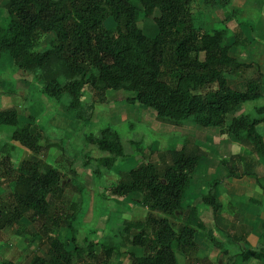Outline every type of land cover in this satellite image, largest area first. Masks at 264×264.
<instances>
[{"label": "trees", "instance_id": "obj_1", "mask_svg": "<svg viewBox=\"0 0 264 264\" xmlns=\"http://www.w3.org/2000/svg\"><path fill=\"white\" fill-rule=\"evenodd\" d=\"M193 2L6 0L2 7L5 16L0 21V57L8 56L15 68L31 73L40 85V93L48 99L60 100L67 96L68 109L78 121L87 110L93 109L94 103H106L108 92L128 93L132 95L128 102L150 108L163 123L182 126L191 120L203 128H217L235 142L250 146L258 162L264 165V141L258 131L264 124V105L228 119L241 106L264 98L260 82L264 74L260 70L255 80L245 83L243 90L230 85L232 77L254 68L230 54L238 43L236 40L226 41L227 23L233 19L240 27L237 24L240 12L231 11L220 22L219 29L205 30L196 24L197 18L191 11ZM211 2L204 0L205 4L211 5ZM228 3L225 0L218 4L226 7ZM156 10L158 16L153 22L157 31L148 37L138 27V18L140 13L149 17ZM49 35L52 37L48 48L36 50L42 38ZM87 96L92 98V103H88ZM35 122L32 114H27L21 122L17 110H0V126L13 128L10 141L32 154L56 145L42 136ZM85 140L104 155L95 160L105 170H112L118 159H127L120 135L110 126L102 128L98 137L90 135ZM85 159L87 166L90 158ZM199 159V153L181 150L174 152L171 163L163 168L150 161L142 162L121 174L119 181L107 189L116 198L139 196V203L146 209L142 220L125 221L122 229L125 237L120 247L94 242L85 248L78 247L76 230L71 225L77 205L72 204V213L62 220L72 236V248L68 249L56 236H47L48 230L43 226L49 221L57 224L51 221L54 208L51 201L62 202L60 170L35 159L22 160L14 167L9 156L3 157L0 180L8 179L11 191L7 199L0 197V231L20 227L24 219L42 222L41 233L47 236L48 251L42 259L35 257L32 264H72L83 250L86 258L96 256L102 264H109L112 258L120 256L118 249L125 248L126 243L134 248L126 250L130 264H178L176 252L186 257L196 254V234L200 230L225 258V264H236L237 257L230 256L224 244L198 220L196 207L183 204L185 187L196 173ZM250 160L246 161L240 176L230 167L227 177L246 176L264 190V182L250 168ZM219 183L214 182L200 200L214 217L222 208L215 190ZM189 214L195 217L194 226ZM175 219H180L176 227L172 222ZM216 231L228 242L240 246L238 256L243 263L264 262V229L258 233L257 247L250 250L242 237L230 231ZM200 262L211 264L207 258ZM0 264L13 263L2 261Z\"/></svg>", "mask_w": 264, "mask_h": 264}, {"label": "rangeland", "instance_id": "obj_2", "mask_svg": "<svg viewBox=\"0 0 264 264\" xmlns=\"http://www.w3.org/2000/svg\"><path fill=\"white\" fill-rule=\"evenodd\" d=\"M212 4H205L204 0H194L191 5L192 14L198 26L205 30L219 29L220 23L231 11L240 12L237 24L231 19L227 23V42L238 43L231 48L230 54L255 68L244 71L230 79L231 87L243 90L245 83L257 78V70L264 74V0H229L226 7L219 5L225 0H211ZM6 0H0V21L2 7ZM158 16L156 10L151 16L146 17L140 13L138 27L148 37L156 34V26L153 18ZM107 27L111 26L109 21ZM232 30V31H231ZM235 38H233V36ZM52 36L42 38L36 46L40 51L48 48ZM231 40V41H230ZM256 71V72H255ZM31 73L15 68L12 61L6 55L0 57V110L15 109L21 122L32 114L35 118V126L41 130L42 136L49 143L56 144L54 147L41 151L38 154L26 152L17 143L10 141L9 135L13 131L10 126H0V161L9 156L14 167L22 160L35 159L44 164L57 168L62 173L63 196L60 201H51V221L56 225L46 222L44 225L38 220L24 219L20 227L7 228L0 231V263L9 261L13 264H32L35 257L44 258L48 251L47 236H56L72 248L71 235L68 232L63 218L71 214L72 204L77 205L74 220H71L75 232V244L85 248L90 242L111 243L120 247L122 229L125 221H140L144 218L146 209L139 203V196L134 195L128 199L110 196L107 189L120 179V175L128 172L142 162H153L160 168L171 163L172 154L183 150L186 153H199L200 161L196 173L191 177L185 187V199L183 204L192 203L199 210L210 209L200 200L206 194L214 182L216 193L220 192L221 185H226L228 178L223 174L228 173L230 167H235L233 160L223 156V147L217 145L226 136L217 128H203L188 120L182 126H174L163 123L156 119L155 113L148 107L139 105L137 102H128L132 95L123 92H108V100L104 104L94 103L92 110H87L82 120H76L74 113L68 109L69 98L63 96L60 100L48 99L40 93V85ZM264 87V77L260 80ZM88 103L92 98L87 96ZM264 105V98L249 102L238 108L232 115L240 112H252L256 106ZM89 115V121L86 118ZM110 126L120 135L126 160H117L112 170H105L97 160L104 156L94 146L90 145L85 138L90 135L99 136V131ZM261 124L258 127H263ZM261 133V132H260ZM248 146L245 151L246 159H252L253 154ZM228 156V155H227ZM85 157H89V164H84ZM212 160V163L210 161ZM224 161V162H223ZM251 161V160H250ZM217 173L213 176L206 175L208 167ZM73 172H71V170ZM1 171V167H0ZM98 172V173H95ZM11 191L9 180L1 178L0 197L8 198ZM173 226L180 223V219L172 220ZM46 227L47 236L42 235L41 228ZM207 230L214 232V222ZM198 229V228H196ZM212 229V230H211ZM216 231V230H215ZM200 235L202 238H200ZM220 235V234H219ZM219 240L224 244L228 254L237 257L236 264H264L263 261H251L243 263L238 256L241 249L236 242H228L223 235ZM70 242H69V241ZM198 251L194 256L183 259L176 252L178 264H197L207 258L211 253L215 256L219 250L215 249L211 242L200 230L196 234ZM125 248L118 249L120 256L112 258L109 264H130L126 250H134L126 243ZM82 251L76 255L72 264H102L100 260L86 258ZM215 251L214 254H212ZM99 253V249H95ZM139 254V251H137ZM221 255V254H220ZM211 256V257H212ZM220 257V256H219ZM212 258V264H225V258ZM182 258V259H181ZM223 262V263H222Z\"/></svg>", "mask_w": 264, "mask_h": 264}, {"label": "crops", "instance_id": "obj_3", "mask_svg": "<svg viewBox=\"0 0 264 264\" xmlns=\"http://www.w3.org/2000/svg\"><path fill=\"white\" fill-rule=\"evenodd\" d=\"M260 132L264 141V126L260 128ZM220 144L223 146L220 147L223 149V156L233 160L235 163L234 168L236 169V175L240 176L245 168V151H247L248 146L235 142L230 137H226L217 145L220 146ZM251 153L253 154V157L251 159L252 167L250 168H252L253 172L264 182V165L261 162H258V157L253 150H251ZM208 161L212 163V160ZM207 167L208 169L206 170L205 174L213 176L215 171L213 172L209 166ZM216 174L217 173H215V175ZM227 175L228 173H224V178H226ZM227 182L228 183L226 185H221L220 192H218V199L222 205V208L215 217L213 216L210 209H203L201 211L198 209L199 205L196 206L192 203H189L188 205L196 207L198 220L203 223L206 228H210V222H214V232L211 233L218 240H220L221 237L219 233L215 231L216 229L230 231L235 236L237 235L242 237L249 250L255 249L259 243L258 233L261 231V229H264V190L257 186L254 179L248 178L246 176L239 178H228ZM194 219L195 217L191 215L189 221L193 226L195 224ZM200 238H202L201 235ZM211 252L214 254L215 251ZM211 256L212 255L210 253L207 257V260L211 264L213 257L214 259L218 258L219 256L221 257L219 251L215 253V256ZM181 257L185 260L190 258L183 255H181Z\"/></svg>", "mask_w": 264, "mask_h": 264}]
</instances>
